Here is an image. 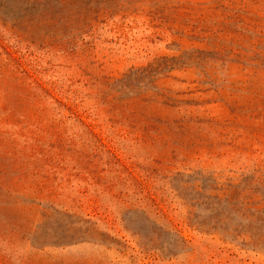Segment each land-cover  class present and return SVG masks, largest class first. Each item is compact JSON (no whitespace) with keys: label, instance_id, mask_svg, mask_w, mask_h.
Here are the masks:
<instances>
[{"label":"rangeland","instance_id":"1","mask_svg":"<svg viewBox=\"0 0 264 264\" xmlns=\"http://www.w3.org/2000/svg\"><path fill=\"white\" fill-rule=\"evenodd\" d=\"M0 264H264V0H0Z\"/></svg>","mask_w":264,"mask_h":264}]
</instances>
